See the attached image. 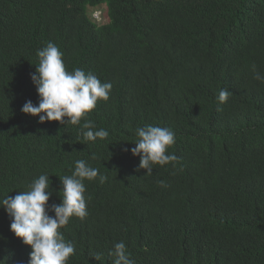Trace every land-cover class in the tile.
<instances>
[{
	"label": "trees",
	"instance_id": "16d2710c",
	"mask_svg": "<svg viewBox=\"0 0 264 264\" xmlns=\"http://www.w3.org/2000/svg\"><path fill=\"white\" fill-rule=\"evenodd\" d=\"M102 4L109 21L98 24L89 8ZM48 42L66 70L111 82L108 100L81 119L106 129V140L21 112L39 102L30 74ZM257 74L264 77V0H0V199L47 174L48 204H59V179L83 159L108 179L84 181L88 216L61 229L75 245L67 264H113L109 251L120 241L133 264H264ZM221 89L231 93L224 103ZM147 125L175 133L168 153L178 157L151 175L127 150ZM10 223L0 208V264H27L31 249Z\"/></svg>",
	"mask_w": 264,
	"mask_h": 264
},
{
	"label": "clouds",
	"instance_id": "9594fccd",
	"mask_svg": "<svg viewBox=\"0 0 264 264\" xmlns=\"http://www.w3.org/2000/svg\"><path fill=\"white\" fill-rule=\"evenodd\" d=\"M102 5L89 9L97 10ZM105 11L108 22L106 6ZM92 21L102 24L97 19ZM36 55L39 65L30 74V79L39 102L34 105L31 100L26 101L21 108L22 113L38 116V123L57 121L62 125H81V119L96 107L98 100H108L111 82L102 83L95 74L86 73L81 68L66 70L63 53L54 43L48 42L37 50ZM255 78L264 79L259 74ZM230 95L227 89H221L217 99L224 103ZM81 134L84 140L93 142L97 138L106 140L109 137L106 129H96L94 121L88 119L81 125ZM136 136L138 140L134 143L135 147L127 150L133 156H139L137 171L144 169L145 175H151L153 165L163 166L178 160L174 153H168V149L175 144V133L171 129L147 125L137 128ZM92 158L95 159V156ZM97 178L101 184L108 179L99 173L98 168L79 159L75 161L71 175L59 179L61 190L58 193H62L59 204H48L53 191L47 174L34 178L27 185V190L0 199V208L11 218L9 230L31 249L27 264H67L75 252V245L65 240L61 229L72 217L83 220L88 216L84 181ZM158 183L165 186L164 181ZM49 212L54 215H49ZM109 255L115 257L113 264H133L123 241L115 243Z\"/></svg>",
	"mask_w": 264,
	"mask_h": 264
},
{
	"label": "rangeland",
	"instance_id": "374dc122",
	"mask_svg": "<svg viewBox=\"0 0 264 264\" xmlns=\"http://www.w3.org/2000/svg\"><path fill=\"white\" fill-rule=\"evenodd\" d=\"M91 11V9H89V12ZM91 18L92 20H96L100 21V23H106L107 22V16H106V11H105V6L102 5L101 8L97 9V10H92L91 11Z\"/></svg>",
	"mask_w": 264,
	"mask_h": 264
}]
</instances>
